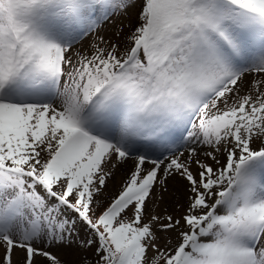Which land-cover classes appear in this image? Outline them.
I'll use <instances>...</instances> for the list:
<instances>
[{
  "label": "snow or ice",
  "instance_id": "6c2138e0",
  "mask_svg": "<svg viewBox=\"0 0 264 264\" xmlns=\"http://www.w3.org/2000/svg\"><path fill=\"white\" fill-rule=\"evenodd\" d=\"M0 264H264V0H0Z\"/></svg>",
  "mask_w": 264,
  "mask_h": 264
},
{
  "label": "rangeland",
  "instance_id": "374dc122",
  "mask_svg": "<svg viewBox=\"0 0 264 264\" xmlns=\"http://www.w3.org/2000/svg\"><path fill=\"white\" fill-rule=\"evenodd\" d=\"M170 191H171V187H170ZM167 195H168V194L166 193V194H165L166 199H167ZM162 206H163V205H162Z\"/></svg>",
  "mask_w": 264,
  "mask_h": 264
}]
</instances>
